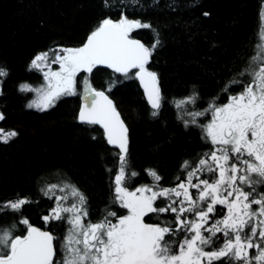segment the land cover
Wrapping results in <instances>:
<instances>
[{
    "label": "snow or ice",
    "instance_id": "obj_1",
    "mask_svg": "<svg viewBox=\"0 0 264 264\" xmlns=\"http://www.w3.org/2000/svg\"><path fill=\"white\" fill-rule=\"evenodd\" d=\"M139 28L152 25L124 15L118 21L105 18L81 47H61L32 59L30 67L43 72L46 86H19L22 92L37 93L39 100L28 107L40 111L62 96L77 95L78 86H83L78 121L99 125L107 143L119 149L114 201L126 214L106 208L93 222L88 219L87 197L76 183L66 176L56 183L41 177L39 194L53 201L43 221L65 222L68 230L57 248L51 231L34 227L23 216L25 206L38 201L18 194L0 202V216H19L11 224H0V264H264V30L247 62L221 89L228 94L240 85V92L228 94L223 104L212 98L203 110L190 107L200 99L195 90L174 102L177 120L185 129L199 128L201 139L211 145L209 151L183 161L173 186H163L161 175L148 169L152 183L129 190L128 182L138 175L127 160L129 129L105 91L77 76L91 74L100 65L128 78L137 70L132 75L143 85L150 116L158 118L164 98L158 75L148 65L162 41L158 33L151 46L131 39L130 33ZM50 64H58L59 71H51ZM7 75L0 67V78ZM207 115L210 121L201 123ZM4 119L0 113V121ZM16 136L15 130L0 128V143ZM153 217L154 222H146ZM20 225L26 234H17Z\"/></svg>",
    "mask_w": 264,
    "mask_h": 264
},
{
    "label": "trees",
    "instance_id": "obj_2",
    "mask_svg": "<svg viewBox=\"0 0 264 264\" xmlns=\"http://www.w3.org/2000/svg\"><path fill=\"white\" fill-rule=\"evenodd\" d=\"M122 15L152 25L131 33L145 46L152 45L157 33L162 41L148 65L158 75L164 98L160 116H150L144 88L132 75L135 69L128 78L100 65L91 74H78L77 80L87 77L93 88L105 91L127 124V160L138 173L128 182L130 189L152 183L148 169L161 175L163 186H173L183 161L209 151L211 145L201 139L199 128L185 129L177 120L174 102L195 90L200 99L190 107L203 110L212 98L223 104L228 94L240 92V85L228 94L221 89L247 62L264 30V0H109L108 6L105 0H0V67L8 73L0 78V110L5 116L0 128L18 133L8 144L0 143V202L18 194L38 201L25 206L23 216L51 231L57 248L69 225L43 221L53 201L39 194L41 177L56 183L66 176L76 183L87 197L88 219L93 222L106 208L126 214L114 201L119 149L107 143L99 125L78 121L82 85L77 95L60 97L46 111L29 108L37 93L22 92L19 86L43 84L42 71L30 67L37 54L81 47L103 19L118 21ZM210 117H202L201 123ZM14 218L19 216L6 213L0 224H11ZM24 229L20 225L17 234H26Z\"/></svg>",
    "mask_w": 264,
    "mask_h": 264
},
{
    "label": "rangeland",
    "instance_id": "obj_3",
    "mask_svg": "<svg viewBox=\"0 0 264 264\" xmlns=\"http://www.w3.org/2000/svg\"><path fill=\"white\" fill-rule=\"evenodd\" d=\"M132 33V32H131ZM130 33V35H132ZM64 48H72V47H64ZM75 48H77V47H75ZM56 51H58V50H56ZM50 70L51 71H59V65L58 64H50ZM44 71H49V68H45L44 69ZM43 73V72H42ZM44 77V76H43ZM1 81V80H0ZM46 81H45V79L43 80V84L42 85H40L39 87H37V88H40V87H43V86H46ZM2 91V84L0 83V92ZM1 96V95H0ZM34 100H39V97H38V95L36 94V96L34 97ZM33 100V101H34ZM0 113H2V111L0 110ZM211 118V117H210ZM140 186H143V185H140ZM140 186H137V187H140ZM129 190H134V189H130L129 188ZM194 191V190H193Z\"/></svg>",
    "mask_w": 264,
    "mask_h": 264
},
{
    "label": "water",
    "instance_id": "obj_4",
    "mask_svg": "<svg viewBox=\"0 0 264 264\" xmlns=\"http://www.w3.org/2000/svg\"><path fill=\"white\" fill-rule=\"evenodd\" d=\"M130 38L131 39H136V40H139V39H137V38H135V37H133L132 35H130ZM140 41V40H139ZM141 43H143L142 41H140ZM106 67V66H105ZM141 84V83H140ZM141 86H142V88H143V85L141 84ZM99 91H102V90H99ZM105 94L106 95H108L106 92H105ZM109 96V95H108ZM109 98L113 101V99L109 96ZM113 103H114V105L116 106V104H115V101H113ZM83 105V96H82V98H81V106ZM81 106H80V108H81ZM116 109H117V107H116ZM118 111V110H117ZM119 112V111H118ZM79 113V112H78ZM120 113V112H119ZM120 118L123 120V118H122V116H121V114H120ZM124 121V120H123ZM125 125L127 126V124H126V122H125ZM128 143H129V133H128ZM128 146H129V144H128ZM34 227H36V226H34ZM37 228H40L41 230H46V229H44V228H41V227H37ZM48 231V230H47Z\"/></svg>",
    "mask_w": 264,
    "mask_h": 264
}]
</instances>
